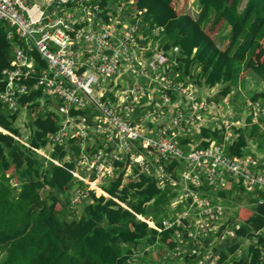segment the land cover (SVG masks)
Masks as SVG:
<instances>
[{
  "label": "built area",
  "instance_id": "1",
  "mask_svg": "<svg viewBox=\"0 0 264 264\" xmlns=\"http://www.w3.org/2000/svg\"><path fill=\"white\" fill-rule=\"evenodd\" d=\"M129 3L132 13L125 5L116 12L112 8L115 13L112 9L105 13L99 0H0V22L12 41L9 66L2 70L5 84L0 101L15 112L27 110L44 97L58 100L57 109H50L58 129L47 135L48 145L65 147L71 136H79L80 155L71 172L80 178L77 175L84 171L85 177L92 178L85 182L87 188L74 189L71 203H80L88 191L96 193L98 183L122 169L133 172L138 168L161 187L178 179L181 191L176 203L187 206L190 198V211L184 208L174 220L164 219L162 227L153 222L152 228L161 231L187 220L182 224L186 238L181 237L183 230L175 232L179 248L191 242L198 255H204L229 233L235 238L238 226L228 230L223 206L207 189L215 190L230 178L254 191L255 205L264 204V165L250 155L228 153L234 138L228 141L226 137L228 124L218 128H224L222 141L208 146L192 141L200 127L206 126L209 108L217 110L216 105H209L192 86L172 77L167 63L174 59L172 64H179L177 47L170 50L176 54L169 53L166 64H155L157 57L146 56L148 48L140 44L145 26L139 19L145 9H133ZM151 32L158 35L163 29L155 25ZM34 92L32 100L21 102ZM91 112L96 114L91 116ZM89 124H95L94 131L85 129ZM93 134H101L102 139L88 146L86 142L97 143L90 138ZM172 159L179 166L169 172L166 163ZM253 234L264 237V226Z\"/></svg>",
  "mask_w": 264,
  "mask_h": 264
},
{
  "label": "trees",
  "instance_id": "2",
  "mask_svg": "<svg viewBox=\"0 0 264 264\" xmlns=\"http://www.w3.org/2000/svg\"><path fill=\"white\" fill-rule=\"evenodd\" d=\"M128 1L133 9H145V14L171 40L155 48L154 53H148L150 59L157 57L155 64H166L169 51L177 47L181 74L193 80L195 67L199 66L198 80L206 90L225 83L217 93L219 97L230 93L229 84L234 82L233 72L238 64H242L240 78L251 74L264 84V0H246L242 10H239L241 0H196L199 10L195 17L185 11L188 0ZM99 3L105 13L112 9L111 0H99ZM224 27L228 31L227 43L220 48L216 37ZM6 30V25L0 22V89L4 88L2 70L9 66L12 42L7 39ZM35 94L20 100H32ZM258 100L264 103V89L250 97L252 102ZM34 107L35 103L28 105L29 110ZM20 112L19 109L10 112L0 101V128L4 130L0 129V264H143L134 258L133 247L142 240L153 242L157 238L174 254L170 258L156 254L155 262L174 264L178 258L183 260L182 264L199 261L201 255L176 251L181 243L175 232L183 230L181 237L186 238L182 224L187 220L157 231L136 218L135 215L149 217L162 227L160 213L150 215L151 201L161 193L162 187L138 168L132 175H125L122 169L113 179H108L100 188L108 197L88 191L90 201L83 200L82 213L70 218L68 213L74 209L67 192L73 180L74 163H44V158L35 151L44 148L48 144L47 135L58 129L57 117L48 110L44 118H27L29 134L25 145L15 138L22 139L19 127L15 126ZM222 130L200 127L199 144L208 146L222 141ZM236 132L239 134L231 138L227 151L242 156L247 140L239 130ZM65 150L64 146H54L59 159ZM166 165L172 172L179 163L172 159ZM42 189L46 190L45 196L41 195ZM130 194L136 196L135 200L130 199ZM219 195L224 197V192L220 191ZM237 219L235 240L228 239L234 242L225 246V250L215 251L217 264H223L228 254L236 252L243 237L253 238L255 242L228 264H264V237L255 238L253 234L264 226V204L240 206ZM122 223L125 228L119 229L117 226Z\"/></svg>",
  "mask_w": 264,
  "mask_h": 264
},
{
  "label": "crops",
  "instance_id": "3",
  "mask_svg": "<svg viewBox=\"0 0 264 264\" xmlns=\"http://www.w3.org/2000/svg\"><path fill=\"white\" fill-rule=\"evenodd\" d=\"M122 2L127 7L128 13H130L132 9L130 8L129 1L124 0ZM139 19L141 20L142 25L145 26V28L147 30V33L146 34H148V36H153V35H150L149 31L156 24L153 23V20L151 19V17L144 13V14H142V15L139 16ZM145 28L143 27L142 34H141L142 35V37L140 39V44L141 45H143V46H145L147 48L149 46H152V48H153L155 45H162V44H164L161 40L164 39L163 37H165V35H162L161 32L158 33V35H154V36H156L157 40H160L161 39L160 41L157 42V41H155V40H153L151 38L146 37L147 35L144 33L145 32ZM167 38H168V36H167ZM150 52L151 53H154V50H150ZM241 66H242V64H238L236 66V68H235V70L233 72L234 80H235V76L237 75L236 78H238V83H240L241 85L243 84L245 86L247 84V80L249 78H251V79H253L255 85H260L262 87L261 89H259V91L263 90L264 89V84L261 83V81L258 78H256V76L249 74V75H246L244 78H240L239 75H240V71H241V68H242ZM172 73H174V75L176 76V78L178 80H181L182 79V75L180 74V72H178L176 70L175 71L173 70ZM197 78H198V76L195 74L193 80H184V82H186L185 85L187 84V85L192 86V90L195 91L196 94H198L200 97H203L204 100L209 105L211 103L214 104L213 101L215 99H217L216 98L217 97V93L215 95V94L212 93V91L210 92V89L211 88H209L208 90H206V88L203 87V89L206 90V91H205V96H202L201 92L197 88V85H199V83L197 81ZM108 89H112V86L111 87H108ZM220 99H222V98L220 97ZM220 99H218V102H219ZM256 102L257 103L252 102L250 100L249 101L246 100L245 102L243 101V103H244L243 107L244 108H242L241 110H238L236 112V115H233V110H232V112L230 114V119H231L230 126L231 127H230V129L229 128L226 129V137L228 138V141H229L232 136L233 137H236L239 134L238 132H236L237 130H239L240 134L243 137H245V139L247 140V145L248 146H247L246 152L244 154L250 155L252 158L256 159L257 162H258V164H263L264 165V142H263V144H260L262 142V140L257 135L259 139H258V141H256V143H253V141H252L253 138L252 137H249L252 134V130L251 131H248V129L245 128V126H247V125L253 126L255 124H259V126H260V130L259 131H261V127H264V124L262 123V121H263L262 114L263 113H262V111H260L258 109L256 110V108H258V106H256V105H259L260 102H261V100H258ZM217 106L220 107L221 105L218 103ZM231 106L232 105H229V108ZM229 108H228V110H229ZM31 110H29V109H27V110H21V112H24V114H25V116L23 117L24 120H25V117L26 116H27V118L29 120H32L30 118L29 114L27 113L28 111L30 112ZM213 112H215V113H213ZM224 112H223L222 107L221 108H217V110L216 109H212V108L210 109L209 108V111L206 113V115H207V118H206V121H205L206 126L209 127L210 129H218L220 127V125H218V122L217 121L219 120L220 122H224V119H223ZM94 114H96V113L91 112V116H94ZM33 115H35V114H33ZM37 117L44 118L45 117V114L44 115H38L35 118H37ZM35 118H33V120ZM235 118H237V119H235ZM255 126H258V125H255ZM233 129H235V130H233ZM245 132L247 133V136L245 135ZM93 137L95 138V140H96L97 143H94L93 144L90 141L89 142H86V144L88 146H93L95 144H98L101 141V139H102V135L101 134H98V136L97 135H94V134L92 136H90V138H92V139H93ZM15 138L18 139L20 142L24 143L25 145H27V143L25 142L26 138H23V136H22V139H19L18 137H15ZM79 138H80L79 136H71L70 137V142H68V144L65 146V149H66L65 150V154L60 159L57 157V155H56V153L54 151V147H51L48 144L44 148H42V149H36L35 151L38 153L39 156H41L42 158H44V163H46L47 161H50V162H53L54 164L61 165V164L65 163V162H73L74 165H76L75 164V161H76L75 155L77 154V151L79 152V149H76V151H74V144H75V142H77L79 140ZM191 139H192L193 142L199 141L200 140V135L199 134H195L194 136L191 137ZM77 176H80V178L79 177H73V180H72V183H71V187H70V189L67 192V195H68L69 199L73 195L74 189H85V188H87L85 182H89L92 179V178L85 177L86 174L84 173V171H81L80 172V175H77ZM174 180L175 181H172V184H170V186L172 187L171 189H174L177 192L172 197L174 200H177V196H178L179 192L181 191V185L179 184L178 179L174 178ZM237 186L239 187L240 185H238V183H236L233 179L227 178V179L223 180V182L218 186L217 189L214 190V189L209 188L210 189L209 190V193L210 192L211 193H215L216 196L218 197L215 202H217L218 204H220V205L223 206L224 211H225V215H226V211H228V209H231L233 207V205L229 203V201H230L229 199H226L223 196L217 195V190L227 189V190H229L228 192H230V191L237 192L236 191ZM97 189H100V188L97 187ZM244 191L246 192L245 189H244ZM244 191H242V193H245ZM171 192H172V190H171ZM97 193H100V195H104L106 197L109 196L102 189H100V191L96 192L95 195ZM218 194H219V192H218ZM97 196H99V194H97ZM84 200L90 201V199H88V197L84 198ZM188 203H189V205L192 203L190 201V198L187 199V204ZM182 204H184V202L181 203V204L176 203L175 205H172V210L174 208L177 209L175 213H173L172 211H167L166 212V213L169 212V214H170V215L167 216V220L168 221H170L172 215L174 216V219H175L176 214L181 213V212H178V209L180 210L181 207L182 208H185V209L187 208V210L190 211L189 205L182 206ZM193 204H195V202H193ZM194 211H195V207L192 208V212H194ZM77 213L79 214V211L78 210H77ZM81 213L82 212L80 211V214ZM72 214L75 215L74 214V211L72 212ZM135 216H136L137 219L145 220L150 227L153 226L152 225L153 221H149V220L143 218V216H140V215H135ZM162 217H164V216L160 215V218H159V222L160 223H162V221L165 219V218L163 219ZM174 219H171V220H174ZM122 224H124V226H123V229H124L125 228V223H122ZM231 227H233V225ZM232 240H235V238L232 237ZM139 247H143L142 252L138 251ZM134 248H137V249L134 250ZM183 248H187V249H185V251H183V249L179 248V250L181 249L185 254L191 253V251H193V250L196 251V249H194V247L191 244V242L185 244L183 246ZM215 249H217V247ZM222 250H225V249H222ZM215 251H211V252L209 251V252L212 253V255H214L216 253ZM160 252H163L164 254H161ZM206 253H203V254H206ZM133 254H134V257H135L136 254H140L141 256H143V258L145 260L146 259H149L148 261L150 262V264H159V263L155 262V255L156 254L159 255V256L160 255H163V257L170 258L174 253L171 250H169V252H168V249L166 248V246L163 245L162 243H160L159 239L157 238L153 242H149L147 240H142L141 243L138 242L136 244V246L133 247ZM215 257H217L216 254H215ZM208 260H209V257H208L207 261ZM181 263H182V259L181 258H178L175 261L174 264H181ZM211 264H213V262H211Z\"/></svg>",
  "mask_w": 264,
  "mask_h": 264
},
{
  "label": "rangeland",
  "instance_id": "4",
  "mask_svg": "<svg viewBox=\"0 0 264 264\" xmlns=\"http://www.w3.org/2000/svg\"><path fill=\"white\" fill-rule=\"evenodd\" d=\"M38 1H40V0H38ZM122 1H124V0H111V3H112L111 7L115 10V12L119 11L118 8L120 6L124 5ZM245 3H246V0H241L240 6H239V10L243 9ZM113 9L111 10V12H114ZM198 10H199V5H198L196 0H188L187 1L186 7H185V11L187 13H190V14H192L195 17L197 15L196 11H198ZM131 12H132V10H131ZM227 32L228 31H226V27H224L222 32L216 37V43H217V45L220 48L224 47V44L227 43V39H226ZM144 33L145 34L147 33L146 28H145V32ZM149 33H150V35H153L151 30L149 31ZM161 33H162V35H164L163 32H161ZM146 35H147L146 37L151 38V39H153V40H155L157 42L161 40V39L157 40L156 36H154V35L153 36H148V34H146ZM163 38L164 39L161 40L163 43L171 41L169 39V37L167 38L166 35ZM225 39H226V41H225ZM162 45H155L153 48H152V46H149L148 50L149 49L150 50H155V48H160ZM148 50L146 52V56H147L148 53H151L150 50L149 51ZM169 53L171 54L172 52L170 51ZM174 54H176V53H172L171 56H173ZM172 63H174V59L171 60V63L170 62L167 63V67H169L170 70L171 69H172V71L176 70V71L180 72V74H181V71L179 69V64L174 65ZM194 71H195V73L197 75L198 72H199V66H196ZM172 77L176 78L174 73H172ZM184 80H189V79H186L182 75V79L180 81L185 84L186 82H184ZM197 81L199 83V85H197L198 90L201 92L202 96H205V91L206 90L203 89V87L201 85V82L198 80V78H197ZM224 86H225V83H218V84H216L215 86H213L210 89V92L212 91V93L216 95V93L220 92V90ZM229 87H230V93H228L227 95L222 96V97L220 96L222 99H220V97L217 95V97H216L217 99H215L217 102H218V99H220L219 102H218L221 105L220 107L217 106L218 103L215 100L213 101L214 104L216 105V108H221L222 107L223 112L225 111L224 114H223L224 115L223 116L224 122L222 124V122H220L218 120L217 121L218 125H220V127L221 126L223 127V125H225V127H226V125L228 124V128L231 127L229 124H231L230 114H231L232 110H233V115H236V112L238 110H241L242 108H244L243 107V105H244L243 101L244 102L246 100L249 101L250 97L253 94L257 93L259 91V89L262 88L260 85H255L253 79H251V78H249L247 80V84L245 86L243 84L241 85L240 83H238V78H236L234 80V82L232 81L231 84H229ZM225 97H227V102H226ZM221 101H223V102H221ZM57 105H58V100L51 101L48 98L44 97L40 101V103H36L35 107L30 112L28 111L27 113L29 114L30 118L33 120V118H35L38 115L46 114V112L49 109L56 110L57 109ZM229 105H232V106L229 108ZM259 106L262 109V113H263L262 114V116H263L262 123L264 124V103L260 102ZM88 107L91 108L92 106L89 105ZM228 108H229V110H228ZM256 110H257V108H256ZM33 114H35V115H33ZM24 116H25L24 112H21L19 114L18 119L15 121V126L19 127V129H20L19 131L21 133V136H23V138H26V136H28V134H29V127L26 124L28 122L27 121V116L25 117V120L23 119ZM235 119H237V118H235ZM255 125H258V126H255ZM255 125H253V126L247 125V126H245V128L248 129V131L252 130V134L249 137L253 138V140H252L253 143H256V141H258V139H259L258 136H259L260 139L262 140V142L260 144H263V142H264V127H261V131H259L260 130L259 124H255ZM95 127H96L95 124H89L88 126H86L85 129L87 131H94L93 129ZM233 130H235V129H233ZM245 135L247 136L246 132H245ZM69 142H70V140H69ZM77 142H75V144H74V151H76V149H79V148L81 149V147L79 146V144H77ZM90 150L91 149H89V151ZM77 153H78V151H77ZM78 157H79V154H76L75 155L76 160L78 159ZM124 174L125 175H132L133 172H130V171L129 172L128 171L125 172V170H124ZM180 174H181V170L176 171V175L177 176H180ZM113 178L114 177H111L110 179H113ZM107 181L106 180H102L101 183L97 184V187L102 188L103 184L105 185ZM170 184H172V182H167L165 184V186L162 187L161 193L158 194L157 196H155V198L151 201V204H150V212H151L150 215H151V217H153L152 213L153 214H157V213L159 214L160 213L159 215L164 216L162 218L163 219L165 218L167 220V216L170 215L169 212L166 213L167 211H172L173 213L176 212L177 209L174 208L172 210V205L176 204V200H174L172 197L177 192L174 189H171L172 187L170 186ZM171 190H172V192H171ZM207 191H209V189H207ZM220 191L224 192V197L226 199H229L230 200L229 203L233 205V207L231 209H228V211H226V218L229 221L228 230H231V228H232L231 226L232 225H237L238 224L237 214H238L239 207L240 206H244L245 207L247 205L250 206V207L251 206H255V203H254L255 202L254 191H247L246 190V192H245L244 189L242 187H240V186L239 187L237 186V189H236L237 192H232V191L228 192L229 190L223 189V190H217V195H219L218 192H220ZM242 191H244L246 194L242 193ZM41 195L42 196L46 195V190L45 189L41 190ZM135 198H136V196L134 194H130V199L131 200H135ZM70 199H71V197H70ZM85 201H88V200H85ZM70 203H71V200H70ZM71 204L73 205V209L74 210H71L68 213L70 218H72V217H74V216H76L78 214L77 210L79 211V213H80V211H82L83 200L80 203H71ZM122 206L123 207H127V204L122 203ZM73 211H74L75 215L72 214ZM182 211H184V208L181 207L180 210L178 209V212H182ZM180 214L181 213L176 214V217H178ZM144 216H148V215H144ZM143 218H145V217H143ZM145 219L150 220L149 217H147ZM171 219H174L173 215L171 216ZM123 226H124V224H119L117 227L119 229H123ZM227 236H229V237H226L227 240H225V241L223 240L220 243H218L217 249L213 248V251H215V250L217 251L219 249H225L224 248L225 246H227V245H229L230 243L233 242V241H229V240H232L231 234L229 233ZM223 238H225L224 235L222 236L221 239H223ZM243 238L244 239H239L240 246L236 250V252L234 254H228V258L226 259V261L223 264H228L231 260H233L234 258L238 257L244 250H246L248 246L252 245L255 242V239H253V238H247V237H243ZM187 241H189V240H187ZM139 243H141V241ZM212 245H213V243H212ZM137 248H134V250H136ZM166 248L168 249V252H169V248L168 247H166ZM181 249H183V251H185V249H187V248H181ZM142 250H143V247H139L138 251L142 252ZM194 252L195 251L193 250L189 254H192ZM195 254L198 255V251L197 250H196ZM215 254H216L217 257H215ZM215 254L212 255V253H210L209 251L206 254H204V255L201 254L202 256L199 257L200 259H199V261L196 264H211V262H213V264H217L216 260L218 258V255H217V253H215ZM208 257H209V260L207 261ZM134 258L136 260H138L139 262H142L143 264H150V262L148 261L149 259L145 260L143 258V256H141L140 254H136ZM173 260H176V259H173ZM182 263H183V260H182Z\"/></svg>",
  "mask_w": 264,
  "mask_h": 264
},
{
  "label": "bare ground",
  "instance_id": "5",
  "mask_svg": "<svg viewBox=\"0 0 264 264\" xmlns=\"http://www.w3.org/2000/svg\"><path fill=\"white\" fill-rule=\"evenodd\" d=\"M100 191V189H97L96 192Z\"/></svg>",
  "mask_w": 264,
  "mask_h": 264
},
{
  "label": "water",
  "instance_id": "6",
  "mask_svg": "<svg viewBox=\"0 0 264 264\" xmlns=\"http://www.w3.org/2000/svg\"><path fill=\"white\" fill-rule=\"evenodd\" d=\"M126 208V207H125Z\"/></svg>",
  "mask_w": 264,
  "mask_h": 264
}]
</instances>
